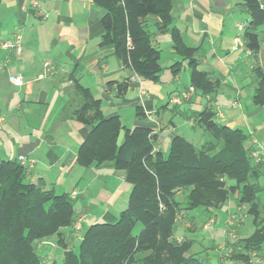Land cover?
Returning a JSON list of instances; mask_svg holds the SVG:
<instances>
[{
  "label": "crops",
  "instance_id": "1",
  "mask_svg": "<svg viewBox=\"0 0 264 264\" xmlns=\"http://www.w3.org/2000/svg\"><path fill=\"white\" fill-rule=\"evenodd\" d=\"M33 1L0 0V42L13 38L15 33H20L22 42L20 53L0 49V161L16 159L19 155L33 159L32 167L26 168V180L53 188L57 193H68L74 200L80 194L84 196L90 183L98 180L100 188L105 186L109 190L105 200L108 207L100 216L90 217V224L117 220L126 207L131 186L122 171L114 168L112 161L89 167L77 165V148L90 127L72 117L80 102L72 79L100 100L105 117L118 115L125 128L153 127L148 116L154 117L159 125L154 144L163 155L176 135L177 126L186 122L194 130L198 126L194 113L207 104L215 109L218 93L234 92V101L239 103L237 107L241 106L240 95L247 96L250 103L246 116L252 121L247 123L249 132L246 133L250 135L247 145L250 146V140L254 139L264 147V137L261 136L264 109L251 100L252 68L259 66L264 70V27L260 47L252 53L244 47L242 40L243 30L250 20V12L242 0H172V24L179 29L184 45L197 49V69L208 72L217 80L215 92L205 96L194 88L189 91L193 87L191 69L172 50L168 32L151 29L154 32L152 43L160 51V65L164 49L168 52V64L161 65L162 72L166 70L165 75L160 74L158 81H150L124 67L111 46L99 45L103 33L100 19L104 12L92 0H36L37 6ZM258 1L264 10V0ZM159 21L155 15L145 17L149 29ZM236 38L240 39L239 43L235 42ZM174 62L182 63L176 74L170 69ZM9 74L20 76L22 84L17 86L8 81ZM123 84L125 88L119 91V85L123 87ZM175 97L180 99L179 103L173 102ZM230 105L232 108L236 106L232 101ZM137 108L142 110L143 116L136 115ZM218 116L224 117L223 114ZM237 119L234 116L223 124L236 127ZM262 158L263 166L254 179L261 187L254 200L260 210L259 216L248 214L247 205L240 204L239 194L235 193L237 203L230 212L226 210L222 226L226 235L223 242L217 247L219 249H206L219 255L211 259L206 251L205 261L213 264L225 260L226 264H264V241L250 251L238 246L236 250L242 252L230 256L235 252L230 244L242 241L260 222L264 223V200L260 197L264 186L258 181L264 175V154ZM86 170H92L94 178L91 175V181L83 182ZM179 193L182 191L177 192L178 198ZM117 202L120 208L114 211L111 207ZM74 210L77 216L80 215L81 223L89 217L82 208L81 212L76 209L75 202ZM214 210H183L177 222L186 217L188 221L184 228L193 238L199 235L193 221L199 222L198 219L202 218L214 222L213 217L217 216ZM226 232L231 234V240L227 239ZM200 238H203L202 234Z\"/></svg>",
  "mask_w": 264,
  "mask_h": 264
},
{
  "label": "trees",
  "instance_id": "2",
  "mask_svg": "<svg viewBox=\"0 0 264 264\" xmlns=\"http://www.w3.org/2000/svg\"><path fill=\"white\" fill-rule=\"evenodd\" d=\"M104 14L100 46H111L121 64L134 75L158 81L162 72L160 51L152 43L153 32L145 22L147 15L158 16L159 32H168L172 50L190 67V82L202 96L215 92L217 80L197 69V49L187 47L180 31L173 26L172 0H92ZM250 20L242 33L244 47L256 53L264 27V10L258 0H242ZM172 24V26L170 25ZM128 39L129 44H128ZM181 62L170 69L176 74ZM252 103L264 109V70L252 68ZM73 80L80 98L72 117L90 130L77 148L76 163L82 167L112 161L130 184L127 204L114 222H95L82 233L78 250L64 241L63 228L75 221V200L68 193H57L41 183L26 180V168L16 159L0 161V264H213L193 253L186 255L193 239H174L177 218L183 210L211 212L221 207L230 194L247 205V213L259 215L254 202L261 190L252 181L263 166L255 163L247 145L249 134L215 120V109L207 104L194 113L197 125L208 131L199 147L176 134L167 153L152 152L156 133L152 127L122 125L118 115L105 117L100 100ZM124 86L119 85L121 91ZM137 116H143L140 108ZM124 130L123 135L121 132ZM178 191L183 196L177 197ZM140 229L136 230V226ZM259 226V227H258ZM242 241L230 244L238 256L242 250L256 249L264 241V223ZM55 236L62 249L59 263L43 261L35 243ZM140 256L136 258V255Z\"/></svg>",
  "mask_w": 264,
  "mask_h": 264
},
{
  "label": "rangeland",
  "instance_id": "3",
  "mask_svg": "<svg viewBox=\"0 0 264 264\" xmlns=\"http://www.w3.org/2000/svg\"><path fill=\"white\" fill-rule=\"evenodd\" d=\"M170 25L172 26V24ZM151 29L156 31V27L154 26L153 28L151 27L150 30ZM167 53L168 52H166V50L164 49L161 55L162 56L161 58L162 66H166V64H168ZM165 71L166 70H164V72L161 73V76L165 75L166 73ZM180 75H181V72H180ZM234 94H235L234 92L217 94V101L215 102V110L217 113L223 114L224 117L220 118L218 115H215L214 118L217 122L223 123V121L226 122L227 120L233 118L234 116H237L238 119L236 122L237 124L236 127L241 128L245 132H249V125H247V123L250 124L252 122L251 119H248L246 116L247 114L246 109L249 107L248 104L250 103L249 98L247 96L240 95V105L241 106L237 107L239 103L237 101H234V98H235ZM231 101L236 104V106H234L233 108L230 105ZM176 122H179V121H176ZM257 133L260 134L258 130H257ZM176 134H179V135L182 134L186 139L190 140V142H192L197 147L203 144L205 140L211 139V135L208 131H205L199 125L196 126L194 130H192L191 127L186 122L183 125L177 126ZM261 136L264 137V131H262ZM250 147H253L252 139L250 140ZM253 159L255 163L263 160L262 157L261 159H259V161L255 159L254 157ZM91 173H92V170H86V173L84 174L82 181L83 182H86L88 180L91 181V175L93 177V173L92 174ZM252 181L254 182L255 180L252 179ZM258 181L260 182L262 186H264V175L260 176ZM108 193H109V190L107 187L103 186L102 188H100V182L98 180H94L90 183L89 188L85 190V194H84L85 197L83 196V194H80L75 200L76 209L81 212V208H82L83 212L89 215V217L85 218L82 223H81L82 220L79 217L80 215L78 216L75 215V221L72 223V225L70 227H66L62 229V231L64 232L65 243L68 246L72 247L75 252H77L78 250L79 240L77 239H79V237L84 232L85 228H87V226H89L91 222V219L89 218L93 216H100L101 212L107 210L108 206L105 200L107 197L106 194ZM179 194L181 195V196L179 195V197H182L183 194L182 193H179ZM236 194L235 193L230 194V197L228 198V200L224 202L223 207H219L215 209L216 211L214 210L215 213L217 214V216L213 217L214 222H211L208 220L204 221V219L202 218L198 219L199 222L193 221V224L194 225L196 224L195 225L196 227L194 228L196 229V232L199 234L198 236H193L194 239L190 237L191 234L186 232L187 230H185L184 228V223L188 221L186 217H183L182 222H177L176 229H175V235L179 237L178 238L174 237L175 241L177 243H180L183 238H186V239L191 238L195 240V242H193L191 249L186 253V255L193 253L195 257L200 258L204 262H207L204 260L206 251H208V256L211 257V259L212 258L215 259V257L219 255V253H217L216 251L206 250V249L208 248L219 249L217 247L220 246V244L223 242L226 235L223 232L222 226L224 225V222L226 220V217H225L226 210H228L229 212L233 210L231 208H233L234 205L237 203V200L235 198L238 196H236ZM260 197L262 200H264V190L263 192L260 193ZM84 200H85V203H83ZM118 202L116 203L114 207H111V209L116 211L117 207L120 208V204ZM81 224H82V227H81ZM203 226L207 230H205L204 228L202 229ZM140 227L141 226L138 224L135 229L139 230ZM200 234H202L203 236L202 239L200 238ZM227 235H228L227 239L231 240L232 239L231 234L230 235L227 234ZM35 246H36L37 251L40 253L43 261L48 262V263L52 262L53 259H55L57 263L61 261L62 249L57 245L55 236H51V237H47L42 240H39L35 243ZM222 252H225V250H222ZM139 256L140 255L137 254L136 258H138ZM221 264H226V260L222 262Z\"/></svg>",
  "mask_w": 264,
  "mask_h": 264
},
{
  "label": "built area",
  "instance_id": "4",
  "mask_svg": "<svg viewBox=\"0 0 264 264\" xmlns=\"http://www.w3.org/2000/svg\"><path fill=\"white\" fill-rule=\"evenodd\" d=\"M33 5L37 6V1L34 0L33 1ZM46 16V15H45ZM129 39H128V44H129ZM236 43L240 42L239 38L235 39ZM0 49H7V50H13L16 53H20L22 50V42H21V35L20 33H15L14 37L8 40H4L0 42ZM8 81H10L11 83L20 86L22 84V78L20 76H16L13 74H9L7 77ZM189 91H193V87L189 88ZM183 97H186V93H183ZM173 102L179 103L180 99L178 97H175L172 99ZM218 115H221L220 113H218ZM148 120L154 123V126L152 127V133H157V131L159 130V125L157 123V121L155 120L154 117L152 116H148ZM253 147H252V151H251V155L252 157H254L255 159H257L259 161V159H261L262 154H264V148L262 146L261 143H259L257 140H253ZM158 151V147H154L152 149V152H156ZM17 160L20 164H22L25 168H30L32 167V165L34 164V160L31 158H28L24 155H19L17 157ZM74 194V193H73Z\"/></svg>",
  "mask_w": 264,
  "mask_h": 264
}]
</instances>
